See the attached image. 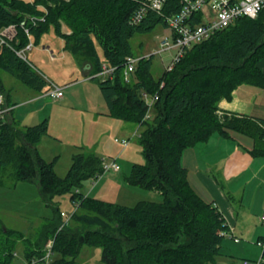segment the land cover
<instances>
[{"label":"trees","instance_id":"obj_1","mask_svg":"<svg viewBox=\"0 0 264 264\" xmlns=\"http://www.w3.org/2000/svg\"><path fill=\"white\" fill-rule=\"evenodd\" d=\"M145 1L0 0V31L15 26L17 32L10 45L0 48V93L10 95L2 72L38 92L51 90L43 74L17 52L30 42L39 44L53 29L63 39L65 50L91 65V78L99 80L108 116L142 130L146 162L133 166L128 184L156 190L163 197L161 202L141 201L129 207L87 196L81 192L85 181L104 174L101 157L87 152L75 155L62 178L55 170V161H46L38 151L48 134L47 120L21 126L16 120L0 117V185L2 174L13 168L17 181L37 183L43 201L55 214L35 243L1 224L0 264H15V240L27 241L26 264H41L42 259L46 263L44 248L50 240L54 245L47 264H78L86 245L102 248L106 264H219L230 226L193 188L181 160L186 149L207 142L215 134L231 139L233 132L253 138L259 146L252 154L264 155V124L219 112L220 102L231 101L240 86L264 89V71L259 65L264 60V10L256 18L238 19L194 46L159 79L153 76L150 57L141 59L126 81L127 59L135 56L132 38L160 24L167 27L165 17L181 9V0H167L162 12L149 10L140 23H134ZM104 65L116 68L113 79L99 78ZM144 93L158 97L152 123L146 119L150 106ZM65 194L79 207L73 222L61 229L65 221L55 199ZM28 242L32 248L27 247ZM260 259L264 264V251Z\"/></svg>","mask_w":264,"mask_h":264},{"label":"rangeland","instance_id":"obj_2","mask_svg":"<svg viewBox=\"0 0 264 264\" xmlns=\"http://www.w3.org/2000/svg\"><path fill=\"white\" fill-rule=\"evenodd\" d=\"M170 35V30L160 24L149 33L136 34L131 40L133 53L136 57L153 56L152 73L156 79L162 76L171 63L170 53L156 55L161 41ZM32 44L31 50H25L24 58H27L35 69L44 73L47 80H52L58 86L65 88L67 101L60 102V100L47 97V95L45 96L47 93L38 92L28 87L6 72H2V79L12 103L18 104L17 109L11 115L21 121V126L24 124L34 125L31 124L34 121H36L35 124L48 121V134L46 135L48 137H44L43 154L48 155L53 148L57 149L55 155L51 157L52 160L49 161H55V170L58 175L62 178L66 177L72 166L73 157L77 154L93 152L101 156V147L108 139L115 145L119 143L118 139H131V141L129 140L130 145L126 148L119 143L122 149H128L126 153L123 154L125 151L123 150L120 155L104 158L108 164L116 159L121 171L111 170L101 175L95 182L94 179L85 181L81 192L96 199L129 207H134L141 201L161 202L163 197L158 191L130 186L127 182L133 166L146 162L140 139L142 130L136 131L130 138L114 137L116 134H112L111 128L117 119L110 116L109 118L103 117L104 121L93 125L90 112H92L93 106L101 108L100 104L104 100L99 80L88 79V82L81 80L75 83V81L83 79L82 72L85 62L80 56L65 50L63 39L58 37L53 29L42 36L39 44L34 42ZM97 45L99 55L103 60L102 48L98 43ZM36 97L37 99L32 101ZM103 104L105 106V100ZM20 107L21 109H18ZM104 108L106 109L107 105ZM38 116H41L39 120ZM155 116L156 111L154 107H151L148 113V122L152 123ZM76 145L80 147H75ZM247 154L254 158L253 154ZM244 175L249 184L246 201H251L246 205V208L250 212L248 214L249 222L253 223L259 217L264 204V166L259 168L253 162L252 166L247 167ZM55 204L68 216L76 211L70 194L56 197ZM54 215V211L47 207L43 201L36 182L17 181L13 168H8L2 174L0 225L22 232L25 238L29 239L28 241L35 243L42 227L49 219H53ZM65 219L64 221H66ZM70 222H73L72 219ZM263 224H258V226L264 230ZM228 239H230L228 236L223 239L221 255L218 257L219 264H223V259H232L237 264L250 260V264H254L261 258L263 249L257 245L254 238L241 237L243 244L231 243L227 241ZM15 241L12 242L16 243L14 262L15 264H26L27 241ZM53 245L54 241L50 240L45 246L44 260ZM27 247L32 248L33 246H30V242H28ZM102 253V248L86 245L82 248L77 262L78 264H106L102 260ZM42 261L43 259L41 264H47V261L46 263ZM48 264H51V261Z\"/></svg>","mask_w":264,"mask_h":264},{"label":"crops","instance_id":"obj_3","mask_svg":"<svg viewBox=\"0 0 264 264\" xmlns=\"http://www.w3.org/2000/svg\"><path fill=\"white\" fill-rule=\"evenodd\" d=\"M259 65L264 71V60L261 61ZM82 73L83 79H79L78 81H75V83L80 82L81 80L86 82H88V79L93 80L91 78V65L85 63ZM42 74L45 76L44 73ZM48 81L57 85L52 80ZM46 95L47 97L52 98L48 95V93L45 94V96ZM5 98L6 105L11 109L5 119L8 121L13 119L21 124L19 119H15L11 115L14 110L17 109L18 104L12 103L10 95L9 97L5 96ZM36 99L37 97L31 100L34 101ZM56 100H60V102L67 101L65 88L64 97ZM103 103L104 100L100 104L101 108L93 106L92 112H90L93 125H97V123L104 121L105 118L103 117L109 118V111H106L108 107L105 109L104 107H106V104L104 106ZM219 106V112L221 115L248 117L259 123L260 126L264 124V89L262 88L251 85L240 86L234 91L233 99L231 101L222 100ZM18 109H21V107ZM40 118L41 116L37 117L38 120ZM35 123L36 121L31 123L34 124L31 126L39 124ZM24 126L28 125L24 124ZM111 130L112 134H116L114 137L122 136L123 138H130V136H133L136 131L140 130V128L138 125L117 120V122L112 125ZM45 138L38 145V151L46 161H51V157L55 155L57 149L53 148L49 151L48 155H44L43 151L45 147ZM129 140L131 141V139ZM257 146H259V143H256L253 138L241 133L233 132L231 139H226L219 134H215L207 142L186 149L181 160L182 165L188 171V178L193 188L206 201L212 203L226 219V222L232 230L230 235H228L230 239L227 241L231 243L234 242L235 244H243L241 239L243 236L254 238L256 243L264 238V230L261 226H258V224H263L261 216L264 210V204L259 217L253 223L249 222L250 219L248 218V214L250 212L249 209L246 208V205L251 202L249 200L248 202L246 201L249 188V184L244 175L246 173V169L249 165L252 166L253 162L259 168L264 166V155H253L254 158H251L247 154L251 153L252 155V152ZM75 147L80 146L76 145ZM101 148V156L99 157L103 160H105L104 158L111 157L116 154L120 155V152L125 150L122 149V146L119 143L115 145L114 143H111L109 139L107 142L103 143ZM81 149L83 150V148ZM76 150H78V148H76ZM127 151L128 149H126L123 154ZM236 239H239V241ZM222 261L223 264H237L232 259H223ZM244 262L241 264H244Z\"/></svg>","mask_w":264,"mask_h":264},{"label":"built area","instance_id":"obj_4","mask_svg":"<svg viewBox=\"0 0 264 264\" xmlns=\"http://www.w3.org/2000/svg\"><path fill=\"white\" fill-rule=\"evenodd\" d=\"M167 0H146L144 6L139 10L134 17V23H140L148 14L149 10L162 12ZM264 10V0H181V9L177 14L166 16L167 28L170 30L171 35L165 37L156 51V55L163 53H170L171 63L166 70L171 71L174 66L185 56L186 52L194 46L199 45L222 30L230 27L238 19L242 17L256 18L260 12ZM196 17V19L194 18ZM28 33V31H27ZM16 28L11 26L0 32V48L5 45H10V42L16 37ZM33 42L22 51H18V55L24 58L25 50L33 48ZM173 52V54H172ZM151 56L136 57L130 56L127 59L126 68L124 69V78L129 81L131 74L135 71L136 65L143 58H150ZM116 68L103 66V71L98 75L102 79H113ZM51 90L48 95L54 99H62L64 97V88H61L51 83ZM143 97L149 104L150 108L153 107L158 97L151 96L144 93ZM10 108L6 105L5 96L0 93V117L6 118L10 112ZM148 118V115L146 119ZM124 148L128 147L129 140H117ZM104 173L114 170L120 171V166L117 164L116 159L110 164L103 162ZM97 180H94V182ZM79 205H76V210ZM76 212V211H75ZM73 215L68 216L62 213L66 220L61 229L70 224ZM261 221L264 223V210L261 216ZM60 229V230H61ZM232 231V230H231ZM227 234V233H226ZM224 235V234H223ZM239 241V239H236ZM257 245L264 251V239L259 240ZM52 249V247H51ZM51 251V250H50ZM50 252L46 256L49 260ZM262 259H259L254 264H262ZM250 261H245L244 264H250Z\"/></svg>","mask_w":264,"mask_h":264},{"label":"bare ground","instance_id":"obj_5","mask_svg":"<svg viewBox=\"0 0 264 264\" xmlns=\"http://www.w3.org/2000/svg\"><path fill=\"white\" fill-rule=\"evenodd\" d=\"M1 32V31H0ZM22 51V50H21ZM130 145V144H129Z\"/></svg>","mask_w":264,"mask_h":264}]
</instances>
